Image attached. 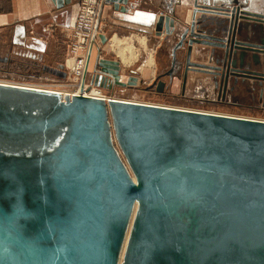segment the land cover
I'll use <instances>...</instances> for the list:
<instances>
[{
  "label": "water",
  "instance_id": "water-1",
  "mask_svg": "<svg viewBox=\"0 0 264 264\" xmlns=\"http://www.w3.org/2000/svg\"><path fill=\"white\" fill-rule=\"evenodd\" d=\"M210 1L194 0L181 36L187 70H218L191 62L206 44L226 50L228 78L264 80L243 69L261 65L264 40H236L263 35L264 15ZM227 24L226 44L203 30ZM155 29L171 35L175 20ZM97 67L94 85L126 87L120 62ZM135 207L123 264H264V122L0 86V264H119Z\"/></svg>",
  "mask_w": 264,
  "mask_h": 264
},
{
  "label": "crops",
  "instance_id": "crops-1",
  "mask_svg": "<svg viewBox=\"0 0 264 264\" xmlns=\"http://www.w3.org/2000/svg\"><path fill=\"white\" fill-rule=\"evenodd\" d=\"M68 1L69 3L65 0H0V72L12 71L20 81L24 78L46 82L66 81L68 71L65 61L69 50L67 45L69 30L79 11L78 0ZM240 2H246L244 10L264 14V0H240ZM193 4L194 0H128L126 5L105 4L101 12V32L93 45L89 73L96 70L98 59L120 62L121 71L129 66H125L118 56L119 60L107 58L108 40L110 44L115 36L121 39L130 36L151 38L155 34L157 20L162 14L174 19L176 28L183 31L191 21ZM228 27L229 24L227 30ZM104 38L107 40L106 43H103ZM158 39L163 41V37ZM176 41L177 37L174 35L164 43L172 47ZM248 67L251 70L264 71V67H256V65H248ZM149 75H151L150 81L155 80L154 73ZM196 78L195 75L191 76L190 82ZM106 79L110 85L115 81L113 76H106ZM121 80L124 82L126 78L121 76ZM201 85L198 83V86L195 84L191 86H195L196 91L201 93L204 90ZM210 85L213 88L210 86L209 90H215L214 85L212 83ZM205 87L208 85L206 84Z\"/></svg>",
  "mask_w": 264,
  "mask_h": 264
},
{
  "label": "rangeland",
  "instance_id": "rangeland-1",
  "mask_svg": "<svg viewBox=\"0 0 264 264\" xmlns=\"http://www.w3.org/2000/svg\"><path fill=\"white\" fill-rule=\"evenodd\" d=\"M107 3L109 2L107 1L106 4ZM79 4H80V1H79ZM193 7L194 5L192 6V11H193ZM162 15H160V17ZM200 16L201 15H199V17ZM101 20H102V15H101ZM240 21L249 22L251 20H247V21L240 20ZM190 23L182 31L180 30V28L178 29L176 28V21H175L176 31L171 35H167L165 32H163L162 35H158L157 31L155 30L154 32L155 34H153L151 38L147 36H141V37L146 38L147 40V44H148L147 52H145L142 49V51L140 52V57L138 58V62H136L132 66L124 67V69L120 71V74L122 73L121 76L125 77L126 80L130 79L131 77L138 78L141 81V83L138 85L137 88L121 87L115 84L114 81L112 82V85H109V87H105L102 85H97V87L95 86H91V87H95L96 90L98 89L100 91H103L102 94L107 96L108 98H112V99L115 98V99H119V100H123L127 102L136 101L142 104L143 103H150V104H156V105L161 104L169 108L175 107V108L184 109L188 111L193 110L197 112H211L214 114L216 113L217 115L222 114V115H228L231 117L236 116V117H242V118H247V119L251 118V119H255L259 121H264V80H257L253 78L245 79L243 77H238V78L235 77L238 80L237 82L233 83L234 77L230 75V79L226 84L227 94H226L225 99H221V102H219V104L218 103L214 104L210 102L208 103L205 102L203 104L199 103L201 102L200 99L202 98H210V99L216 100L218 94L220 93L219 87L221 86L222 83H221L220 76H217L218 78L216 79L217 83L215 82L216 80L214 81L213 78L216 77V75L213 73H209L206 71L200 72L198 70H193V69L187 70V59H188L187 57L189 55L188 53H189V47H190V45L187 43V40H189L190 37L188 36L186 41L183 42L181 36L186 31V29H188V27L190 26ZM203 30L205 31L207 35L213 36L216 39L221 38V39L227 40V42L225 41V44L229 43L228 39H230L231 37V35H229V27H228V30L227 29L225 31L222 30V32L215 31L210 26H208V28L203 29ZM248 30L249 29L244 30L242 34L241 32L240 34L236 33V40L240 42H247V43L251 42L253 44L262 45L261 42L264 40V34L263 35L260 34V31H259V34L255 35V34H251V32ZM174 35L177 37V41L174 46L171 47L168 44L164 43V42H167ZM132 37H137V36H132ZM141 37H138V38H141ZM161 37H163V41H160L158 39ZM243 37H246V38H243ZM126 38H129V37H126ZM68 42H69V36H68L67 45H68ZM106 44H107L106 50L108 51L107 58L109 59L113 58V59L119 60V58L114 52V48L111 46L112 43L109 44L108 42ZM196 49L198 50L197 52H196ZM151 52H153L152 54H153V59H155V65L151 68H145L144 66L146 62L148 61L147 59ZM173 53H176L175 61L177 65L180 66V68H178L176 71L177 75H175L176 77L178 76V79L173 80L175 82L172 83V85H169L168 84L169 79L164 77L166 78L164 79V81L167 83V86L169 85V87H167L164 94L157 95V94L150 93L148 90V86L152 84V81H150L151 75L149 74L154 73L156 77L158 78L160 75H164L168 73L173 68V62H174V60L172 59ZM68 54H69V50H68ZM190 54H191L190 55L191 62L196 63V64H202V65L205 64L207 66H213V67L222 66L223 64L225 65L229 64L228 57H226L227 56L226 50L220 47L216 48L212 45L194 44L192 50L190 51ZM258 56H260L261 65L252 63L251 58L249 60L251 64L249 65L250 66L256 65V67L263 68L264 67V61H263L264 55L262 56L261 54H259ZM96 64H94L95 67H96ZM243 69L245 70L247 68H243ZM100 70H101L100 67H97L96 70L93 71L89 75V79L93 81V78H94L93 75L97 71H99L98 72L99 74L101 72ZM261 72L264 73V71H261ZM193 75L197 76V78L193 80L192 82H190L191 76ZM67 77L68 78L66 79L65 82H57V81L56 82H53V81L46 82V81H38L37 79L31 80L30 78L29 79L24 78V80L20 81L19 80L20 78L14 73H12V71L5 72V73L0 72L1 82H6V80H8V82L11 81L16 84L17 83H26V84L28 83L29 85H40V86H45L49 88H51V86H55L54 88L59 87L61 89L64 88L66 90L67 89L70 90L71 87H69V85L73 83L74 77L70 75L69 71H68ZM16 79H18L19 81ZM146 79H148V81H146ZM87 82H88V79H87ZM198 83L202 84L200 86L202 87V89L204 88L203 92L201 93H198V91H196L195 86H191L194 84L198 86ZM211 83L212 85H214L215 90L213 91L209 90L212 87L210 85ZM206 84L208 85V87H205ZM131 175H132V172H131Z\"/></svg>",
  "mask_w": 264,
  "mask_h": 264
},
{
  "label": "bare ground",
  "instance_id": "bare-ground-1",
  "mask_svg": "<svg viewBox=\"0 0 264 264\" xmlns=\"http://www.w3.org/2000/svg\"><path fill=\"white\" fill-rule=\"evenodd\" d=\"M234 29V28H232ZM109 42V40H108ZM111 46L114 48V52L115 54L120 58V60H122V62L124 63L125 66L127 65H133L134 63H136L138 61V58L140 57V52L142 51V49L147 52L148 50V44H147V40L146 38L144 37H141V38H138V37H129V38H126V39H121L119 38L118 36H115L113 37V39L111 40ZM93 49H94V46L92 44V48H91V52H90V55H89V58H88V63L87 64H82L81 66H79V68H82L83 70V81H82V84L79 88V90H69V89H64V88H59V87H56L54 88L55 86H51V88L49 87H41L40 85H29V84H16V83H13V82H1L0 81V86H10V87H16V88H24V89H28V90H38V91H44L46 93H54V94H58L63 98H67L68 96L70 97H74V96H85L86 98H93V99H97V98H100V99H104L105 101H109V100H117V101H123V100H119V99H115V98H108L107 96L103 95L102 92L103 91H100V90H96L95 87H97L96 85H94L93 83L90 85L88 82H87V79H88V74H89V71H90V66H91V63H92V55H93ZM153 52H151L148 56V61L146 62L145 64V68H151L155 65V59H153ZM67 64H68V67H72L75 65V62L71 59V58H68V61H67ZM142 70V69H141ZM99 72V71H98ZM120 81L121 80V76H120ZM115 83V81H114ZM91 86H95V87H91ZM37 87V88H36ZM42 88V89H39ZM36 88V89H34ZM123 102H127V101H123ZM128 102H132V103H136V104H141V103H138L136 101H128ZM127 102V103H128ZM144 104V103H143ZM142 104V105H143ZM148 105V104H146ZM156 105V104H155ZM154 106V105H152ZM161 107H165L163 105H160ZM158 107V106H157ZM169 108V107H167ZM175 108V107H174ZM172 108V109H174ZM176 109H179V108H176ZM181 110H184V109H181ZM188 111V110H187ZM193 111V110H191ZM197 112V111H195ZM200 113H204V112H200ZM205 113H210V114H214V113H211V112H205ZM215 115H217L215 113ZM219 115H222V114H219ZM224 116H228V115H224ZM231 117V116H229ZM236 117V116H235ZM233 117V118H235ZM238 118H242V117H238ZM243 119H247V118H243ZM251 119V118H250ZM248 119V120H250ZM255 120V119H253ZM259 121V120H258ZM264 122V121H262ZM136 208L134 209V215L131 219V222H130V225H129V229H128V232L126 234V237H125V240H124V245H123V248L121 250V253H120V260H119V264H123V261H124V255H125V252H126V249H127V246H128V240L130 238V234H131V230H132V223H133V219H134V216H135V211H136Z\"/></svg>",
  "mask_w": 264,
  "mask_h": 264
},
{
  "label": "built area",
  "instance_id": "built-area-1",
  "mask_svg": "<svg viewBox=\"0 0 264 264\" xmlns=\"http://www.w3.org/2000/svg\"><path fill=\"white\" fill-rule=\"evenodd\" d=\"M79 1L80 4H79V12L77 14V18L72 28L69 30L70 32L69 42H68L69 54L65 61L66 67L70 75L74 77L73 83L69 85V87H71L70 90H77V91L79 90L83 81V77H82L83 69L79 68V66L88 63V58L91 52L92 44L94 45L96 37L101 32L100 31L101 11L104 4H106L107 0H79ZM68 58H71L75 62L74 66L68 67L67 64ZM91 73H89V75ZM88 83L91 85L92 80L88 79ZM75 97H81V96H74V97L70 96L69 98L72 99ZM62 100L64 101L65 98H63Z\"/></svg>",
  "mask_w": 264,
  "mask_h": 264
},
{
  "label": "flooded vegetation",
  "instance_id": "flooded-vegetation-1",
  "mask_svg": "<svg viewBox=\"0 0 264 264\" xmlns=\"http://www.w3.org/2000/svg\"><path fill=\"white\" fill-rule=\"evenodd\" d=\"M194 5V4H193ZM258 14V13H257ZM261 15V14H260ZM264 15V14H263ZM175 52V51H174ZM176 53H173L172 54V59L174 60V62H173V68L168 72V73H166V74H164V75H160L158 78L156 77L155 78V80H153L152 81V84H150L149 86H148V90H149V92L150 93H152V94H164V92L166 91V89H167V87H169V85H172V83H174L175 81H173V80H175V79H178V76L176 77L175 75H177L176 74V71H177V69L178 68H180V66H178L177 65V63H176ZM207 66V65H206ZM219 68H218V70H217V72L215 71L214 73H215V75H216V77H214L213 79H214V81L216 80V79H218L217 78V76H220V79H221V86L219 87L220 88V93L218 94V96H217V98H216V100H213V99H210V98H202V99H200V101L201 102H199V103H205V102H210V103H218L219 104V102H221V99H225L226 98V94H227V88H226V84H227V82L229 81V79H230V76H229V78H228V75H227V66L225 65V64H223L222 66H218ZM247 70V69H246ZM249 70H251V69H249ZM252 71H256V70H253L252 69ZM258 72H261V71H258ZM164 77H166L167 79H169V85L167 86V83L164 81V79H166V78H164ZM131 78H135V77H131ZM131 78L130 79H127L126 81H124V82H122L121 81V83H124V84H126V88L128 87V88H137L138 87V85L141 83V81L138 79V81L137 82H134V81H130L131 80ZM233 79V78H232ZM107 79L106 78H100L99 77V80H98V82H100L101 83V85H103V86H105V87H109V82H107L106 81ZM235 80H238V79H236L235 77H234V79H233V83L235 82ZM173 81V82H172ZM216 83H217V80L215 81ZM258 82V81H257ZM128 83H130V84H128ZM171 83V84H170ZM162 84H164L165 85V87H161V85ZM220 85V84H219ZM142 104V103H141ZM144 104H148V105H154V106H160L161 104H158V105H155V104H150V103H144ZM39 150V149H38ZM38 150H37V152H38ZM2 151L3 152H5V153H7V154H13V155H23V154H26V155H31V151L30 150H28L27 148H23V150L21 151V153H16V152H10V153H8L6 150H4V149H2Z\"/></svg>",
  "mask_w": 264,
  "mask_h": 264
}]
</instances>
